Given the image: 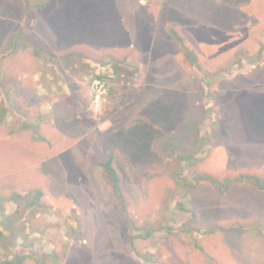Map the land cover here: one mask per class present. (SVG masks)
Returning <instances> with one entry per match:
<instances>
[{
    "label": "rangeland",
    "instance_id": "obj_1",
    "mask_svg": "<svg viewBox=\"0 0 264 264\" xmlns=\"http://www.w3.org/2000/svg\"><path fill=\"white\" fill-rule=\"evenodd\" d=\"M24 2L0 0V195L39 188L48 208L20 219L26 238L3 231L0 260L264 264V188L237 182L220 192L202 181L182 196L172 177L178 156L204 137L187 170L264 179V67L244 59L205 78L206 92L168 33L214 73L264 42V0H50L29 12ZM18 28L56 56L11 51ZM110 151L126 216L92 162ZM180 201L193 210L194 237L180 227L189 217ZM147 228L157 230L137 236Z\"/></svg>",
    "mask_w": 264,
    "mask_h": 264
},
{
    "label": "trees",
    "instance_id": "obj_2",
    "mask_svg": "<svg viewBox=\"0 0 264 264\" xmlns=\"http://www.w3.org/2000/svg\"><path fill=\"white\" fill-rule=\"evenodd\" d=\"M50 0H36V2H32L31 0H25L24 7L27 12H29L34 7H43L45 6ZM168 33L173 37L175 40L179 50L181 51L184 60H186L189 65L199 73H203V75H199L198 81L200 84L204 85V91L208 92L206 89L209 87V81L205 80L208 78L210 80L211 76L219 75L226 70H230L233 65L241 64V61L246 59L248 60V66L252 70H259L264 67V42H260L258 49L253 54H250L247 50H238L235 52L234 57L231 59L226 68H219L214 73L210 72H203L198 64V57L193 49L189 48L185 43L183 37L178 33V31L173 28H168ZM9 48L11 51L15 50L18 46H30L33 49V55L36 57H43L47 55L50 58L56 56V54L48 47H46L42 41L38 37H34L28 31L18 28L14 31L10 39L8 41ZM73 53H67L66 56L71 55ZM251 57H254V60L249 61ZM117 66L114 64V69ZM209 75V77H208ZM212 107L209 106L208 110H211ZM37 138H41L37 136ZM205 138L200 137L196 143L192 146V148L188 152H184L178 156L176 163L174 164L175 167L172 170V177L176 183L177 188L182 190V196L186 195L187 191L194 187L195 185L199 184L202 181H206L207 183L213 185L217 190L220 192L226 190L231 184L237 182H247L254 185L257 188L263 189L264 188V179L261 180L260 178L248 175V174H238V175H225L220 178H215L210 174L207 173H200V172H191L187 170V167L192 166L195 161V152L198 148H201L205 143ZM115 161V154L113 151H110L107 156L103 158H93V164L100 167L103 179L107 184L109 191L115 200L118 210L124 216L127 215V200L126 195L123 191L121 185L120 174L115 168L114 165ZM13 202L15 204V210L13 213H7L5 210V204L7 202ZM180 211L184 210L189 213V217L181 224V228L183 232L190 235L196 236L198 228L190 225V219L193 216V210L188 209L184 206L183 202L177 203ZM48 206L43 200V191L39 188H35L27 193H20L13 191L9 193L7 196L0 195V246L3 244L5 245V238L3 231L7 232L6 240H10L15 242L17 238L22 236L26 238V234L22 233V229L20 226V219L24 216V214L34 213V212H45ZM131 229L138 230L132 223H130ZM220 227V226H219ZM158 229H164L159 227ZM218 228V226L212 227L207 230V232H213ZM156 228H147L144 230L143 233L137 234L139 237H149ZM134 235L130 236L129 245L130 248L133 249V239ZM195 247L198 250H201V247L195 244ZM7 249V247H5ZM25 255H19L17 253H12L10 256H6L0 260V264H21L22 260L25 258Z\"/></svg>",
    "mask_w": 264,
    "mask_h": 264
}]
</instances>
